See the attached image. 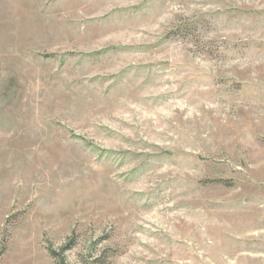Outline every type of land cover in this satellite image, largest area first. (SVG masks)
Wrapping results in <instances>:
<instances>
[{
	"label": "rangeland",
	"instance_id": "374dc122",
	"mask_svg": "<svg viewBox=\"0 0 264 264\" xmlns=\"http://www.w3.org/2000/svg\"><path fill=\"white\" fill-rule=\"evenodd\" d=\"M0 264H264V0H0Z\"/></svg>",
	"mask_w": 264,
	"mask_h": 264
},
{
	"label": "trees",
	"instance_id": "16d2710c",
	"mask_svg": "<svg viewBox=\"0 0 264 264\" xmlns=\"http://www.w3.org/2000/svg\"><path fill=\"white\" fill-rule=\"evenodd\" d=\"M70 248H71V246H68V247H66V248H63L62 251H67V250H69Z\"/></svg>",
	"mask_w": 264,
	"mask_h": 264
}]
</instances>
